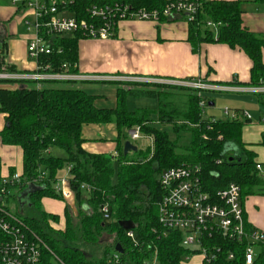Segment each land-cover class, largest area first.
<instances>
[{
    "label": "trees",
    "instance_id": "1",
    "mask_svg": "<svg viewBox=\"0 0 264 264\" xmlns=\"http://www.w3.org/2000/svg\"><path fill=\"white\" fill-rule=\"evenodd\" d=\"M50 1V0H49ZM68 4V10L78 21L100 25L89 10L93 6L130 5L134 10L162 9L159 0H58ZM264 6V0H256ZM199 11L194 21L184 15L162 17L159 24L184 20L189 25L188 42L197 54L203 44H220L243 51L252 61L251 81L246 87H264V34H256L243 26V2L198 0ZM24 9L25 4L21 3ZM217 25V33L207 26ZM118 24L113 27L116 38ZM52 48L50 55L37 59L41 68L49 66L58 74L67 65L71 74H78L79 44L89 40L82 32L64 36L42 34ZM0 74H22L5 59V42L0 36ZM42 72V71H41ZM11 88H0V116L5 127L0 132L3 145L23 151V173L0 182V221L21 231L29 242L38 245L43 264H111L115 255L121 264H185L187 258L199 253L182 246L183 234L167 231L159 223L158 204L164 196L162 176L171 168L200 167L206 191L215 196L231 184L241 189L244 209L246 199L264 197V177L257 171V155L243 141V131L251 121L245 111L234 110L235 118L205 119L202 103L210 102L207 92L185 87L156 84L114 83L116 107L96 106L100 96L82 89H63L57 82L0 80ZM238 82L225 86H238ZM124 86V87H123ZM264 105V95H258ZM129 98L158 102L156 110H129ZM113 125L118 132L116 154H95L84 149L87 126ZM140 130V135L152 140V148L138 149L137 159L124 155V130ZM264 147V134L262 142ZM62 150L66 157H55ZM264 166V164H262ZM71 169V188L78 210L77 223L65 209V230H56L60 217L42 210L45 198L62 200L54 184L65 170ZM18 175L19 180H13ZM31 186L43 188L31 192L29 206L21 208L19 199ZM85 186V189H82ZM107 206L110 220L101 210ZM14 208V209H13ZM245 218V212H244ZM121 222L135 225L132 231L137 244L127 237ZM248 233L254 229L245 221ZM106 237L112 239L107 244ZM9 239L0 230V243ZM120 246L122 253L116 250ZM203 246L214 251L212 264H246L249 242H237L214 234L205 236ZM46 247L47 250L42 249ZM218 248L216 251L215 249ZM253 264H264V246H255ZM232 257V258H230Z\"/></svg>",
    "mask_w": 264,
    "mask_h": 264
},
{
    "label": "built area",
    "instance_id": "2",
    "mask_svg": "<svg viewBox=\"0 0 264 264\" xmlns=\"http://www.w3.org/2000/svg\"><path fill=\"white\" fill-rule=\"evenodd\" d=\"M130 1V0H128ZM164 3L162 9L148 10L145 8L134 10L130 5L116 4L105 6H93L89 10L90 16L100 25L87 24L78 21L68 10V4L58 0H21L25 7L32 11L35 18L34 24L27 25L34 30L35 36L28 45V56L32 61H37L40 56L50 55L52 48L42 34L48 36H64L76 32H82L86 38L106 40L113 37V27L123 21H142L159 23L162 17H174L184 15L190 21H194L199 11L198 0H159ZM18 1L14 0V4ZM207 26L217 29V25L208 22ZM37 63V62H36ZM37 70L33 73L0 74V80H24L35 82H98L101 78L83 77L79 74H71L68 66H63V71L58 74L51 73V68H41L37 64ZM42 71V72H41ZM109 81L156 84L185 87L202 92H227L233 90L231 86L212 85L200 80L171 82V81H147L123 78H111ZM257 95H264V87H247ZM202 107L207 106L202 103ZM226 118H235V113L225 110ZM245 118L251 121V116L245 112ZM264 122V118L262 120ZM133 141L140 139V130L130 131ZM257 171L264 177V166L256 165ZM71 169L67 170V176L60 178L54 184V191L66 202L74 198L71 188ZM13 180H19L16 175ZM164 196L158 204L159 223L167 231H179L183 234L182 246L186 249L197 251L201 256V264H212L215 260L214 251L203 246L206 235L211 238L214 234H220L230 240L244 243L249 242L246 253V264H253L255 246H264V233L254 230L251 233L245 230L244 209L241 201V189L231 184L223 191L212 196L206 191L202 181V170L196 166H183L171 168L164 172L161 180ZM82 186V189H85ZM106 221L110 220L107 206L101 210ZM0 230L6 233L9 239L0 243V264H43V253L38 245H35L21 233L15 231L3 221H0ZM127 237L137 244L132 231L127 232ZM216 248V247H214ZM216 251L218 248L215 249ZM232 258V257H230ZM191 258L186 259V263ZM185 263V264H186ZM111 264H121L118 255H115ZM151 264H157L155 260Z\"/></svg>",
    "mask_w": 264,
    "mask_h": 264
},
{
    "label": "crops",
    "instance_id": "3",
    "mask_svg": "<svg viewBox=\"0 0 264 264\" xmlns=\"http://www.w3.org/2000/svg\"><path fill=\"white\" fill-rule=\"evenodd\" d=\"M241 1L244 10L243 26L253 33L264 34V6L256 0H251L247 5H245V0ZM13 15L20 16L19 22L24 21L29 32L23 36L25 43L16 40L19 22L11 23L8 25V29L5 28L4 23H7ZM32 20L35 22L33 13L27 8L0 6V22L2 23L0 36L5 42L6 62L24 73H33L38 68L37 63L29 58L27 52L28 45L35 36L34 30L27 25V22L32 24ZM188 37L189 25L184 20L162 24L142 21L120 22L115 39H89L80 42L78 74L83 77L101 78L103 82H107L111 78H123L178 83L200 80L203 83L224 86L239 83L238 86L234 85L231 88L249 85L253 63L243 51L240 49L233 50L226 45L203 44L200 46L199 52L195 54L188 42ZM0 88H11V86ZM245 90L252 91L246 86ZM114 95L116 97V92ZM210 106H214V103H211ZM262 120L261 118L259 120L260 125L254 128L251 127L253 126L251 123L248 124L243 135V138L245 135L257 137L245 141V143L251 145L248 146V149L256 153V161L260 164H264V147L259 145L264 134V122ZM4 127L5 118L1 115L0 132ZM100 127L102 126L85 127L83 137L84 133L87 136L93 130H100ZM84 139L90 142V138ZM115 154L116 143L115 152L109 155ZM11 169H14L15 174L22 175L23 151L19 147L3 145L0 139V182L1 179L7 180L9 178ZM65 171L67 176V170ZM50 200L45 198L42 201L47 203ZM64 203L62 216L48 212L59 216L60 224L64 222L65 209L68 206V202ZM244 212L245 221L254 230L264 233V197L254 196L246 199Z\"/></svg>",
    "mask_w": 264,
    "mask_h": 264
},
{
    "label": "rangeland",
    "instance_id": "4",
    "mask_svg": "<svg viewBox=\"0 0 264 264\" xmlns=\"http://www.w3.org/2000/svg\"><path fill=\"white\" fill-rule=\"evenodd\" d=\"M18 3L14 5V1L12 0H0V6L8 7V8H17L21 4V0H17ZM251 0H245V5L250 3ZM20 16L13 15L11 19L4 23L5 28L8 29V25L11 23H16L20 21ZM34 24V20L31 21ZM0 26L2 23L0 22ZM7 31V30H6ZM18 34L16 35V40L25 43L23 36L29 32L25 27L24 21L19 22L18 24ZM214 32L217 33V29H214ZM1 39V38H0ZM10 40V39H8ZM27 46V43H26ZM191 81V80H188ZM117 82L113 81H98V82H57L54 86L63 89H82L90 94L98 95L100 98L96 101V106L101 109H113L116 107V97L115 92L117 90L118 85L114 84ZM123 83V82H120ZM9 86L7 84L0 83V87ZM124 87V86H123ZM233 91L227 92H208L206 93L210 102L204 110V118L211 119L215 118L217 120H225L226 117L224 115L225 110H243L246 111L251 116V126L254 128L257 125H260L259 120L264 118V105L261 103L259 96L253 92H249L245 90V86L240 88L232 87ZM235 90V91H234ZM211 103H214V106H210ZM129 110L136 109H148V110H156L158 108V102L156 100L150 99H135L129 98L127 101ZM251 128V129H252ZM100 130H93L87 136L84 133V138H90V142H87L85 145V149L92 153H105V154H113L115 152V143L114 140L117 139L118 133L116 128L113 126H102L99 128ZM249 129V130H251ZM248 130V132H249ZM244 135V131H243ZM123 138L127 141L131 142L134 146H136L141 151H146L148 148H152V140L148 137L141 136L139 140L133 141L130 135V132L124 130ZM257 137L244 136L243 140L249 141L250 139H255ZM53 156L55 157H66V153L62 150L55 149L53 151ZM138 155L131 154L130 159H137ZM61 177L66 176V171L62 173ZM42 210L46 213L51 212L62 216L65 203L62 200L51 199L49 202L42 201ZM68 206L70 209V213L74 217V223H77V215L78 210L74 205V199L68 201ZM14 209V208H13ZM25 213L27 211L26 206L23 207ZM51 226L56 230H65V222L60 225L51 224ZM107 244L111 245L112 239L110 237H106ZM43 251L47 250L46 247H42ZM54 264H61L58 260L54 262ZM186 264H201V256L197 255L191 258Z\"/></svg>",
    "mask_w": 264,
    "mask_h": 264
},
{
    "label": "water",
    "instance_id": "5",
    "mask_svg": "<svg viewBox=\"0 0 264 264\" xmlns=\"http://www.w3.org/2000/svg\"><path fill=\"white\" fill-rule=\"evenodd\" d=\"M138 151V148L134 146L131 142L127 141L124 145V155H128L129 153H135ZM43 188H37L35 186H31L30 189L25 193L21 198L19 199L20 206L23 209L24 206H29V197L31 192H38L42 190ZM120 226L125 231H133L136 227L130 222H121ZM118 253H122V250L120 249V246H118L117 250Z\"/></svg>",
    "mask_w": 264,
    "mask_h": 264
}]
</instances>
